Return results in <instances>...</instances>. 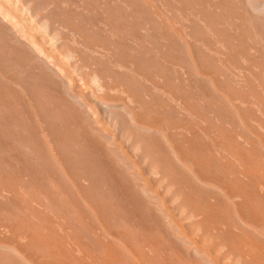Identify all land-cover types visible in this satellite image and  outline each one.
I'll list each match as a JSON object with an SVG mask.
<instances>
[{
	"label": "bare ground",
	"instance_id": "1",
	"mask_svg": "<svg viewBox=\"0 0 264 264\" xmlns=\"http://www.w3.org/2000/svg\"><path fill=\"white\" fill-rule=\"evenodd\" d=\"M0 264H264V0H0Z\"/></svg>",
	"mask_w": 264,
	"mask_h": 264
}]
</instances>
